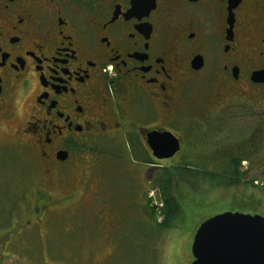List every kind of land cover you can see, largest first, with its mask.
<instances>
[{"label": "flooded vegetation", "instance_id": "af4514ba", "mask_svg": "<svg viewBox=\"0 0 264 264\" xmlns=\"http://www.w3.org/2000/svg\"><path fill=\"white\" fill-rule=\"evenodd\" d=\"M262 71L264 0H0V133L28 139L42 215L87 195L111 241L122 224L99 172L105 153L124 160L115 147L137 155L144 196L142 173L182 156L223 166L231 196L256 188ZM154 132L175 135L180 150L160 158Z\"/></svg>", "mask_w": 264, "mask_h": 264}, {"label": "rangeland", "instance_id": "374dc122", "mask_svg": "<svg viewBox=\"0 0 264 264\" xmlns=\"http://www.w3.org/2000/svg\"><path fill=\"white\" fill-rule=\"evenodd\" d=\"M25 117L22 113L16 123ZM100 144L101 153L109 152L105 142ZM197 145L206 147L204 143ZM115 148L119 150L116 156L123 153L124 160L120 163L105 153L100 157L99 172L106 180L108 199L119 212L122 224L118 238L111 241L100 231L98 214L94 216L91 208L87 209V195L67 206L61 203L42 215L41 210L49 202L34 193L38 172L28 139L17 138L14 130L0 133V264H191L195 229L203 221L221 211L264 215L262 176L255 177L256 188L242 183L238 194L231 196L221 187L223 166H204L200 160L185 162L182 156L159 165L154 176L148 171L142 173L147 189L152 187L144 196L136 189L133 177L137 155ZM168 190L171 194L166 196ZM55 191L58 198L61 191ZM147 198L151 205L155 201L158 204L154 208L156 220L150 216ZM166 198L174 201L168 224L161 226L166 216ZM172 234L174 252L166 246Z\"/></svg>", "mask_w": 264, "mask_h": 264}, {"label": "water", "instance_id": "95a60500", "mask_svg": "<svg viewBox=\"0 0 264 264\" xmlns=\"http://www.w3.org/2000/svg\"><path fill=\"white\" fill-rule=\"evenodd\" d=\"M259 76H264V71ZM160 158L173 157L180 150L171 133L154 132ZM191 264H264V216L225 212L203 221L193 239Z\"/></svg>", "mask_w": 264, "mask_h": 264}, {"label": "trees", "instance_id": "16d2710c", "mask_svg": "<svg viewBox=\"0 0 264 264\" xmlns=\"http://www.w3.org/2000/svg\"><path fill=\"white\" fill-rule=\"evenodd\" d=\"M172 179H174L173 177H171ZM167 194H171V192L168 190L167 191V193H166V196H167ZM148 199V198H147ZM174 201V198L173 199H168V198H166L165 199V203H166V208H165V220L161 223V224H159V225H161V226H166L167 224H168V220H169V217H170V215H171V211H170V206L173 204L172 202ZM150 200L148 199V201H147V208H148V211H150L151 212V218L154 220H156V218H157V216H156V214L154 213V207L151 209L150 207ZM156 217V218H155Z\"/></svg>", "mask_w": 264, "mask_h": 264}, {"label": "clouds", "instance_id": "9594fccd", "mask_svg": "<svg viewBox=\"0 0 264 264\" xmlns=\"http://www.w3.org/2000/svg\"><path fill=\"white\" fill-rule=\"evenodd\" d=\"M174 235L175 234H172L167 237L168 243L166 245L173 252L175 251V247H176Z\"/></svg>", "mask_w": 264, "mask_h": 264}, {"label": "built area", "instance_id": "2783aa9c", "mask_svg": "<svg viewBox=\"0 0 264 264\" xmlns=\"http://www.w3.org/2000/svg\"><path fill=\"white\" fill-rule=\"evenodd\" d=\"M152 198V197H151ZM154 199V198H153ZM153 204H154V208H157L156 207V205H158V204H156V201H155V203L153 202ZM161 219H162V217H161Z\"/></svg>", "mask_w": 264, "mask_h": 264}, {"label": "crops", "instance_id": "0c3cea01", "mask_svg": "<svg viewBox=\"0 0 264 264\" xmlns=\"http://www.w3.org/2000/svg\"><path fill=\"white\" fill-rule=\"evenodd\" d=\"M222 212H223V211H221L220 213H222ZM220 213H219V214H220ZM199 225H200V224H199ZM199 225H198V226H199ZM198 226H196V229H195V231L197 230ZM195 233H196V232H195Z\"/></svg>", "mask_w": 264, "mask_h": 264}]
</instances>
